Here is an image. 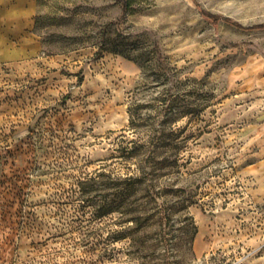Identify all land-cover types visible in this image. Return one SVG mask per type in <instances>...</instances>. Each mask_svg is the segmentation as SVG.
<instances>
[{"label": "rangeland", "instance_id": "rangeland-1", "mask_svg": "<svg viewBox=\"0 0 264 264\" xmlns=\"http://www.w3.org/2000/svg\"><path fill=\"white\" fill-rule=\"evenodd\" d=\"M130 1L34 0L0 50V264H264V29L200 13L264 0ZM167 106L179 172L123 150Z\"/></svg>", "mask_w": 264, "mask_h": 264}, {"label": "trees", "instance_id": "trees-1", "mask_svg": "<svg viewBox=\"0 0 264 264\" xmlns=\"http://www.w3.org/2000/svg\"><path fill=\"white\" fill-rule=\"evenodd\" d=\"M117 3H119L121 7V14L122 17H125L130 9L131 1L130 0H115ZM201 15L204 17L205 20L209 21L210 23L216 25L219 22H225L228 24H231L235 26L238 29L245 30V31H253V30H263L264 29V23L261 24H255L251 26H243L242 24L238 22L232 21L228 17H221L215 14H211L209 12H206L204 10H200ZM101 55V51H97L96 57H99ZM157 60L160 64L164 63V59L159 55L157 57ZM172 97V96H170ZM172 98H175L173 96ZM170 99L167 97H164L160 101H169ZM165 104V103H163ZM167 109L162 110L164 113L161 116V119L157 123V127L155 128V131L160 135L156 136L154 141H146V140H138V141H131L130 147H124L123 150L130 154L131 156L134 155H140V153L145 154L148 153H154L155 149H166L169 153V161L164 160L163 166L166 169H176V172H179V149L183 147L182 141L183 139L178 136V133H176L173 129V127H170L169 132H166V123L173 121L178 118L180 115L185 114H192L195 112H199L201 110H171V107L167 106ZM130 114V126L133 130V133H136V129L140 127H145V124L142 121H145L144 118H142L140 114V110H129ZM168 133V134H167ZM169 135V136H168ZM153 149V150H152ZM132 182H139L140 178L137 177H129L128 178ZM127 180V179H126ZM95 217H98L96 213H94Z\"/></svg>", "mask_w": 264, "mask_h": 264}, {"label": "crops", "instance_id": "crops-1", "mask_svg": "<svg viewBox=\"0 0 264 264\" xmlns=\"http://www.w3.org/2000/svg\"><path fill=\"white\" fill-rule=\"evenodd\" d=\"M33 10L34 0H0V50L6 44L14 48L19 44L11 35L30 27Z\"/></svg>", "mask_w": 264, "mask_h": 264}]
</instances>
